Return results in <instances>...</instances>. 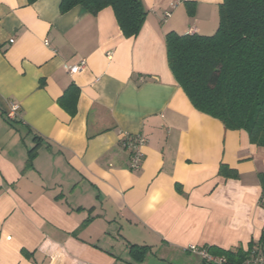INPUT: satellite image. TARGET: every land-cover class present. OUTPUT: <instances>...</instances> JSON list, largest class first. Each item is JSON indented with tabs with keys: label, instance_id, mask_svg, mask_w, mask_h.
<instances>
[{
	"label": "crops",
	"instance_id": "obj_1",
	"mask_svg": "<svg viewBox=\"0 0 264 264\" xmlns=\"http://www.w3.org/2000/svg\"><path fill=\"white\" fill-rule=\"evenodd\" d=\"M60 1L0 0V264H137L129 245L150 248L140 264H206L187 248H264V148L196 111L167 63L165 35H213L222 0H190L192 16L142 0L129 39L110 8L60 14ZM126 135L145 139L138 171Z\"/></svg>",
	"mask_w": 264,
	"mask_h": 264
},
{
	"label": "trees",
	"instance_id": "obj_2",
	"mask_svg": "<svg viewBox=\"0 0 264 264\" xmlns=\"http://www.w3.org/2000/svg\"><path fill=\"white\" fill-rule=\"evenodd\" d=\"M183 3L192 16L194 2ZM78 6L92 16L110 8L126 39L139 34L148 15L142 0H61L59 12L65 14ZM164 40L168 67L193 108L219 120L226 130L245 131L252 145L264 148V0H222L213 35L169 32ZM72 94L77 95V90L69 88L63 100ZM73 114L70 110L69 115ZM35 151L36 148L29 152L30 161ZM221 173L237 177L235 170L225 166ZM258 180L262 190L260 205L264 206V173L259 174ZM127 249L137 264L150 251L149 247L138 245ZM206 249L230 264H240L247 255L241 248Z\"/></svg>",
	"mask_w": 264,
	"mask_h": 264
},
{
	"label": "built area",
	"instance_id": "obj_3",
	"mask_svg": "<svg viewBox=\"0 0 264 264\" xmlns=\"http://www.w3.org/2000/svg\"><path fill=\"white\" fill-rule=\"evenodd\" d=\"M177 2H188L190 0H176ZM170 16L167 12L164 14V20ZM12 43L13 40H10ZM47 45L46 41L44 42ZM85 65L84 61H80L78 64L68 69L70 74L79 72ZM19 107L16 104L11 105L10 110L7 113L8 119H14ZM121 147L130 153V170L138 171L141 167L144 155L142 148L145 144V139L141 136H129L126 135L121 140ZM264 203V202H263ZM187 251L191 254L198 256L206 264H230L228 261L221 256H212L207 252L205 247L189 246ZM240 264H264V249L259 246L253 247L247 251L246 257Z\"/></svg>",
	"mask_w": 264,
	"mask_h": 264
},
{
	"label": "rangeland",
	"instance_id": "obj_4",
	"mask_svg": "<svg viewBox=\"0 0 264 264\" xmlns=\"http://www.w3.org/2000/svg\"><path fill=\"white\" fill-rule=\"evenodd\" d=\"M122 251H123V247L121 245H117L115 248V253L122 255V257L126 256V253H122Z\"/></svg>",
	"mask_w": 264,
	"mask_h": 264
}]
</instances>
